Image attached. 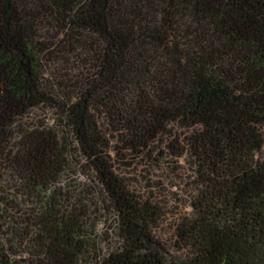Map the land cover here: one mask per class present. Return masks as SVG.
I'll return each instance as SVG.
<instances>
[{
	"label": "trees",
	"instance_id": "obj_1",
	"mask_svg": "<svg viewBox=\"0 0 264 264\" xmlns=\"http://www.w3.org/2000/svg\"><path fill=\"white\" fill-rule=\"evenodd\" d=\"M0 264H264V0H0Z\"/></svg>",
	"mask_w": 264,
	"mask_h": 264
},
{
	"label": "rangeland",
	"instance_id": "obj_2",
	"mask_svg": "<svg viewBox=\"0 0 264 264\" xmlns=\"http://www.w3.org/2000/svg\"><path fill=\"white\" fill-rule=\"evenodd\" d=\"M63 119L54 108H35L22 121L23 126H54L62 128ZM67 168L56 183L58 192L78 195L88 201L91 212L87 219V236L105 250L117 243V219L109 206L105 194L89 169L88 163L76 150L69 155Z\"/></svg>",
	"mask_w": 264,
	"mask_h": 264
}]
</instances>
